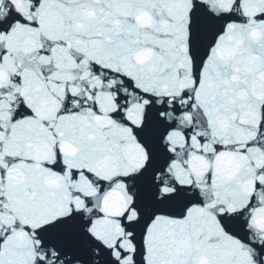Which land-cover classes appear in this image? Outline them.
I'll use <instances>...</instances> for the list:
<instances>
[{
  "label": "snow or ice",
  "instance_id": "obj_1",
  "mask_svg": "<svg viewBox=\"0 0 264 264\" xmlns=\"http://www.w3.org/2000/svg\"><path fill=\"white\" fill-rule=\"evenodd\" d=\"M0 264H264V0H0Z\"/></svg>",
  "mask_w": 264,
  "mask_h": 264
}]
</instances>
